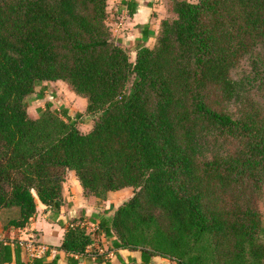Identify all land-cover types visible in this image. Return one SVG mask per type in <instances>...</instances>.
I'll return each instance as SVG.
<instances>
[{
	"label": "trees",
	"instance_id": "obj_1",
	"mask_svg": "<svg viewBox=\"0 0 264 264\" xmlns=\"http://www.w3.org/2000/svg\"><path fill=\"white\" fill-rule=\"evenodd\" d=\"M122 3L130 14L137 5ZM107 6L0 0V234L28 227L39 202L59 210L74 170L97 205L112 190L134 193L110 215L60 221L68 254L94 242L90 219L115 247L176 264H264V105L245 96L253 80L231 74L242 57L264 73V0H171L176 16L160 21L152 46L143 27L134 60ZM58 79L86 98L89 131L64 105L29 115ZM11 257L0 238V264Z\"/></svg>",
	"mask_w": 264,
	"mask_h": 264
},
{
	"label": "crops",
	"instance_id": "obj_2",
	"mask_svg": "<svg viewBox=\"0 0 264 264\" xmlns=\"http://www.w3.org/2000/svg\"><path fill=\"white\" fill-rule=\"evenodd\" d=\"M107 1V8L112 7L109 4L113 3L115 5V8H112L113 11L117 12L118 17H121L119 22L112 23H114V29L120 32L119 35L125 45L131 47L135 45L138 38H141L143 29L141 24L153 31L149 35L151 40L146 41V45H153L159 24L154 25L152 22L156 17L160 19L164 17L163 0H135L137 5L132 14L129 13V7L122 3L123 0ZM66 182L69 181L65 180L63 183V203L59 210L55 211L39 202L37 212L28 227H10L2 231L0 238L10 242L12 248V257L4 264H35L36 260L41 261L39 264H176L171 258L159 254L149 255L139 248L115 247L113 245L115 237H105L102 234L99 235L97 242L87 246L85 252L69 253L70 255L66 253L61 247L65 227L60 221L67 223L70 218L79 215L90 218L95 213H103L106 209L108 211L112 203V199H109L96 205L95 196L86 195L79 182H75V188L71 189ZM111 193L112 191L110 195H112ZM89 222L92 221L89 219ZM31 243L34 246L29 245ZM39 244L45 245L47 248L42 252H37ZM95 252L99 254V260L95 259L93 254ZM68 257L72 260H69Z\"/></svg>",
	"mask_w": 264,
	"mask_h": 264
},
{
	"label": "rangeland",
	"instance_id": "obj_3",
	"mask_svg": "<svg viewBox=\"0 0 264 264\" xmlns=\"http://www.w3.org/2000/svg\"><path fill=\"white\" fill-rule=\"evenodd\" d=\"M190 1H196V0H190ZM162 3L164 4V8H165V12H164L165 14L163 18L175 17L176 14L172 10H170L171 0H163ZM109 5L110 6L112 5V7L107 8L108 9L107 21L111 27L112 34L115 37V39L121 38V44L127 48L130 59L134 60L135 45H132L131 47L125 45V42H123L122 37L119 35L120 32L114 29V23L112 22L114 21L119 22L121 20V17H118L117 12L113 11L112 8H115V5L113 3H110ZM162 19L156 17L154 18L152 24L158 25ZM143 26L144 25L141 24V28H143ZM151 32L153 33V31ZM149 37L150 36L147 37L146 41L151 40ZM154 37L156 38V35ZM253 65L254 63L251 62V58L242 57L240 61L232 68L231 74L233 78L239 81L247 80V78L253 80L252 82H254V84H252V82L249 83V85L245 89V96H249L250 98L257 100L264 105V73H257V72L252 73ZM261 70L262 69L260 67V71ZM44 83L48 87L45 90V96L43 98H32V100H30L27 108L29 115L33 118H39V116L43 113L46 116L54 117L57 116L58 114L57 111L60 108V106L64 105L67 106L71 112L80 111L82 113V117L80 119L81 121H79L77 125L81 131L83 132L89 131L93 125L94 120L92 114L87 112L86 110V104H87L86 98L74 92L70 87V85L64 80H60V79L51 80V81H45ZM47 101L51 102L49 106H46ZM228 105L231 106L230 108H235L234 103H228ZM66 180L69 181L68 183L66 182V184L67 186L69 185L70 189L75 188L74 184L79 182L78 178H76L74 174V170L68 171ZM110 192L111 191L108 192L106 199H104V200L112 199L110 208L108 209V211L106 209L107 215L112 214V212L118 205H120L124 200H126L127 198L133 195L134 187L125 186L118 190H112L111 193L112 195H110ZM100 203L102 204L103 201H101ZM258 206L262 213V218L264 223V194L261 196V198L258 199ZM91 226L92 225L90 224V222L87 221L86 231L91 234V236L93 237V241L97 242V239L99 238V234L91 230L90 229Z\"/></svg>",
	"mask_w": 264,
	"mask_h": 264
},
{
	"label": "built area",
	"instance_id": "obj_4",
	"mask_svg": "<svg viewBox=\"0 0 264 264\" xmlns=\"http://www.w3.org/2000/svg\"><path fill=\"white\" fill-rule=\"evenodd\" d=\"M90 224L92 225L91 228H90L91 230L96 231L98 229V223L97 222H90ZM29 245L34 246L33 243H31ZM46 248H47V246L39 244V245H37V249L36 250H37V252H42Z\"/></svg>",
	"mask_w": 264,
	"mask_h": 264
}]
</instances>
